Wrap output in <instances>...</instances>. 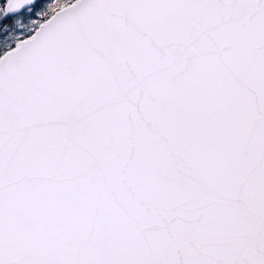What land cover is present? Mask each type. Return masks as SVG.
<instances>
[{"label":"snow or ice","instance_id":"obj_1","mask_svg":"<svg viewBox=\"0 0 264 264\" xmlns=\"http://www.w3.org/2000/svg\"><path fill=\"white\" fill-rule=\"evenodd\" d=\"M0 264H264V0H0Z\"/></svg>","mask_w":264,"mask_h":264}]
</instances>
